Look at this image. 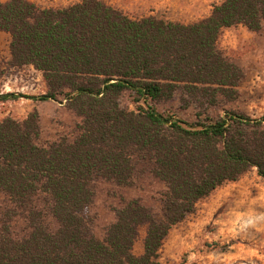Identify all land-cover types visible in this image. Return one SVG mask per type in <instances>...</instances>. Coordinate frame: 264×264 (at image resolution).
<instances>
[{"label":"trees","instance_id":"obj_1","mask_svg":"<svg viewBox=\"0 0 264 264\" xmlns=\"http://www.w3.org/2000/svg\"><path fill=\"white\" fill-rule=\"evenodd\" d=\"M238 25L262 31L264 0H222L187 24L103 0H0L9 66L46 86L0 102L53 101L67 115L52 130L37 109L0 119V264H160L198 201L252 168L264 178V115L228 108L245 71L219 40Z\"/></svg>","mask_w":264,"mask_h":264},{"label":"rangeland","instance_id":"obj_2","mask_svg":"<svg viewBox=\"0 0 264 264\" xmlns=\"http://www.w3.org/2000/svg\"><path fill=\"white\" fill-rule=\"evenodd\" d=\"M4 1V0H3ZM40 7L60 8L81 0H29ZM131 17L155 15L168 21L192 23L204 18L211 6L222 0H103ZM10 36L0 32L1 92L41 95L46 87L41 73L26 66H9ZM220 47L235 56L245 75L239 84V99L228 105L252 117L264 115V29L251 32L243 26L224 30ZM180 95H177L179 97ZM180 105L177 101L176 108ZM194 107L180 109L178 115L191 119ZM33 109L40 112L47 130L56 121H67L66 111L57 102L20 98L0 102V119H23ZM110 219V216L107 217ZM144 228L134 250L142 249ZM160 264H264V178L256 169L234 182H226L197 202L195 211L175 225L160 251Z\"/></svg>","mask_w":264,"mask_h":264},{"label":"crops","instance_id":"obj_3","mask_svg":"<svg viewBox=\"0 0 264 264\" xmlns=\"http://www.w3.org/2000/svg\"><path fill=\"white\" fill-rule=\"evenodd\" d=\"M211 8H212V6H211ZM210 12H211V11H209V13H208L206 16H208V15L210 14ZM206 16H205V17H206ZM238 26H241V25H238ZM238 26L229 27V28H226V29H224V30L226 31V30H228V29L235 28V27H238ZM8 35H9V34H8ZM30 68H32V67H30ZM32 69H33V68H32ZM33 70H34V69H33ZM35 71H36V70H35ZM37 72H38V71H37ZM39 73H40V72H39ZM41 77H42V75H41ZM45 87H46V86H45ZM141 252H142V249H140V251H138V253H141ZM159 260H160V259H159Z\"/></svg>","mask_w":264,"mask_h":264}]
</instances>
